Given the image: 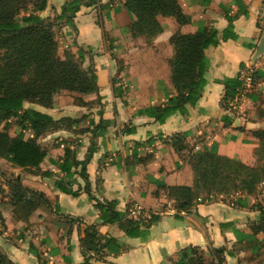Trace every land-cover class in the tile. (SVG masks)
<instances>
[{"label":"crops","instance_id":"0c3cea01","mask_svg":"<svg viewBox=\"0 0 264 264\" xmlns=\"http://www.w3.org/2000/svg\"><path fill=\"white\" fill-rule=\"evenodd\" d=\"M65 1L46 0L45 8L37 14L41 18L53 17L60 13ZM239 1L246 15L235 0H177L187 22L178 24L171 16L158 15L162 30L152 37L131 34V18L122 0L81 1L73 18L75 30L64 24L63 34L56 40L59 53L81 48L82 67L94 71L97 91L79 94L63 90L76 93L81 103L64 102L57 94L50 107L23 103V108L54 120H80L71 127L60 126L36 137L32 130H24V138L34 137L46 153L37 171L0 157V175L13 173L11 178H18L22 186L42 194L50 210L37 207L21 220L12 208L0 207L1 253L14 264H80V237L87 225L94 227L101 240H114L108 249L90 251L89 264H176L178 251L190 247L201 250L207 262L211 260L210 250L222 247L223 264H262L254 242L264 243V230L253 233L252 226L262 223L264 191L237 192L229 197L201 193L203 199L179 209L162 187L193 185L190 161L196 151L212 150L247 166L257 164L258 139L252 132L264 128V54L254 61L252 57L264 36V0ZM236 13L238 16L231 21L232 36L223 39V30L229 24L226 16L234 17ZM201 21L214 27L219 39L217 45L205 50L208 66L201 95L194 104L186 105L185 115L175 112L159 123L141 110L160 106L175 93L170 81L168 61L173 46L169 38L175 32L194 33ZM117 60H122L121 68ZM242 64L253 69L251 88L238 106L232 107L229 99L224 107L223 80L239 77ZM84 118L83 130H76ZM13 119L15 130H5L11 136L20 132ZM100 120L107 125L98 135V128L89 121L94 125ZM65 148L76 151L77 164L71 168L70 176L55 164L64 159ZM133 154L152 159L145 164H125ZM6 180L9 179L3 180L0 204L10 201ZM56 180L71 182L69 188L78 193L60 191ZM86 183L92 197L101 202L114 200V210L128 212V218H137L132 211L136 206L156 214L157 219L148 225L140 224L137 233L127 235L117 223L101 219L84 190ZM56 216L74 217L79 223L58 227Z\"/></svg>","mask_w":264,"mask_h":264},{"label":"trees","instance_id":"16d2710c","mask_svg":"<svg viewBox=\"0 0 264 264\" xmlns=\"http://www.w3.org/2000/svg\"><path fill=\"white\" fill-rule=\"evenodd\" d=\"M123 5L131 18L129 30L133 36L143 35L152 37L161 32L162 28L157 16H171L178 24L187 22V17L182 12L177 0H122ZM237 6L243 5L235 0ZM81 5L80 0H67L61 7L60 13L53 17L41 18L37 12L46 6V0H0V157L11 164L30 171H37L38 166L45 157V150L35 141V138L25 139L24 130H32L33 135L56 129L60 126L71 127L72 123L80 119L60 118L54 120L51 116L23 108L25 101L36 103L43 107L52 105V97L61 90L87 94L97 91L96 75L90 68L82 67L83 53L81 48L75 52L63 51L59 55V46L53 31V22L74 28L73 18ZM243 14L246 10L243 7ZM226 16L228 26L223 30V39L232 36L231 21L236 18ZM218 31L208 27V23L201 21L194 33H173L169 42L173 46V55L169 59L170 81L175 91L160 106H150L141 110L143 114L152 116L155 121L163 123L165 119L178 112L185 115L186 105L194 104L200 97L205 81L204 73L208 66L205 50L218 44ZM76 58V60H75ZM244 69L245 65L242 64ZM254 76V72L252 73ZM225 94L222 105L227 106L241 85L239 77L223 80ZM82 100H79L81 103ZM264 116V110L261 111ZM11 118L16 119L20 132L11 136L1 128V125ZM98 135L104 131L107 123L100 120L94 124L89 121ZM125 130H128L127 128ZM130 130V129H129ZM258 139L255 150L257 164L247 166L240 162L220 156L214 151H196L190 161L194 172L193 185L162 186L167 190V195L175 201L177 208L186 209L194 201L203 199L200 194L205 191L226 193L239 191L240 193L253 194L257 186L264 181V128L252 132ZM89 158L87 155L86 159ZM152 156L137 157L132 155L128 163H148ZM55 163V162H54ZM60 172L70 176L71 168L77 164L76 151L64 149V159L55 163ZM84 162L81 171L84 172ZM49 174V173H48ZM6 185L11 196L9 204L1 203L3 209L12 208L13 214L21 219H26L37 207L47 209L49 201L42 195L22 186L18 178L6 180ZM71 182L56 180L55 186L62 192L76 195L78 190L69 188ZM89 200L100 212V217L108 223H117L118 227L127 235L139 231L140 224L148 225L157 219L156 214L149 213L146 222L141 218H128V212L114 210L115 201L101 202L90 195L88 183L84 186ZM208 198V197H207ZM209 199V198H208ZM55 211H58L56 206ZM261 224L252 226V232L264 230V210H260ZM59 219L58 227L71 226L79 223L74 217H55ZM114 242L112 238L101 240L96 236L93 226H85L80 237L83 261L80 264H89V252L101 248L108 249ZM258 245L257 257L264 264V243L254 242ZM230 253V252H229ZM211 260L206 261L203 252L195 247L178 251L176 264H223L224 249L210 250ZM0 264H14L0 252Z\"/></svg>","mask_w":264,"mask_h":264},{"label":"rangeland","instance_id":"374dc122","mask_svg":"<svg viewBox=\"0 0 264 264\" xmlns=\"http://www.w3.org/2000/svg\"><path fill=\"white\" fill-rule=\"evenodd\" d=\"M80 1H82L84 3V2H87V1H90V0H80ZM53 23H54L53 24V31H54L55 36H60L61 34H63V32L61 31V26H63L64 24L60 23V21H58V22L54 21ZM72 30H73V28H72ZM105 39H107L106 35H105ZM57 43H58V41H57ZM65 50H67V49H63V51H65ZM63 51H61V53H59V55H62ZM75 60H76V58H75ZM117 62L119 64V67L121 68L122 67V60H117ZM61 91H63V90H61ZM61 91H59L56 94L58 95V98H60V100H62L64 102L70 103L73 100V102L79 103V100H81L80 97L76 96V93L75 94L68 93V92H65L66 90L63 91V92H61ZM54 95H53V97H54ZM53 97H52V103H53ZM83 120L84 121L79 123V126H76L77 127L76 130H83L85 122H86V119L84 118ZM13 121H14V119L12 118L11 122H6V123L2 124L1 128L4 129V130H9L10 132H11V130H15L16 126L13 125ZM12 176H13V173H9V174L5 173V172L1 173V175H0V192H1L3 180H5L6 178L10 179ZM262 191H264V181L261 182L257 186L255 192H260L261 193ZM237 192L240 193L239 191H232L231 190V191L223 193V194H225V195L227 194V196H228L229 194L237 193ZM201 193L202 194H206L205 191H202ZM211 193H216V192H211Z\"/></svg>","mask_w":264,"mask_h":264},{"label":"built area","instance_id":"2783aa9c","mask_svg":"<svg viewBox=\"0 0 264 264\" xmlns=\"http://www.w3.org/2000/svg\"><path fill=\"white\" fill-rule=\"evenodd\" d=\"M252 72L253 69L251 67L248 68H244L241 70L240 72V80H241V85L237 90V93L235 94V96L230 100L229 104L232 107H236L239 105V103L241 102V100L243 99V97L249 92V89L251 88V82H252ZM134 214L137 216V218H141V219H146L149 216V213L141 210L138 207H134L133 210Z\"/></svg>","mask_w":264,"mask_h":264},{"label":"water","instance_id":"95a60500","mask_svg":"<svg viewBox=\"0 0 264 264\" xmlns=\"http://www.w3.org/2000/svg\"><path fill=\"white\" fill-rule=\"evenodd\" d=\"M262 54H264V36L260 37V39L256 45V48L254 50V54L252 57V61L256 60V58Z\"/></svg>","mask_w":264,"mask_h":264}]
</instances>
